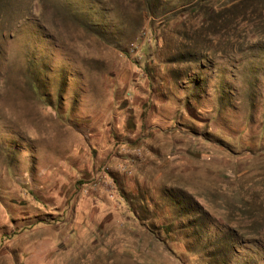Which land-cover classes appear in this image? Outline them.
Segmentation results:
<instances>
[{"label":"rangeland","instance_id":"374dc122","mask_svg":"<svg viewBox=\"0 0 264 264\" xmlns=\"http://www.w3.org/2000/svg\"><path fill=\"white\" fill-rule=\"evenodd\" d=\"M0 264H264V0H0Z\"/></svg>","mask_w":264,"mask_h":264}]
</instances>
